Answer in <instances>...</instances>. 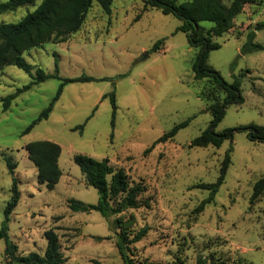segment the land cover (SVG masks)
Segmentation results:
<instances>
[{
  "label": "rangeland",
  "instance_id": "1",
  "mask_svg": "<svg viewBox=\"0 0 264 264\" xmlns=\"http://www.w3.org/2000/svg\"><path fill=\"white\" fill-rule=\"evenodd\" d=\"M38 4L0 14V24L18 22ZM111 10L107 16L93 1L81 28L65 42L23 53L33 68L47 74L57 70L61 79L93 78L65 84L48 118L28 132L25 129L55 98L61 80L49 77L32 86L4 111L1 99L27 85L31 77L16 66L0 71V227L15 178L20 197L7 233L17 255L43 256L44 232L54 229L63 264H123L111 228L116 217L106 218L94 210L72 212L68 207L70 199L87 205L98 201L96 189L86 185L73 162L75 154H83L107 158L114 169H122L131 182L146 188L139 197L145 205L122 215L133 217L134 229L149 228L130 247L134 264H197L198 258L205 264H264V193L250 203L253 185L264 177V142L251 139V130H235L264 125V50L240 52L250 32L253 42L264 46V28L256 29L264 22V0L246 4L234 27L214 38L220 48L209 52L207 62L227 82L238 76L244 98L240 105H227L215 125L208 102L199 96L212 85L194 80L198 48L176 30L182 21L146 6L145 0H113ZM137 15L141 18L135 21ZM159 40L164 41L153 51ZM188 119L173 138L145 154L164 133ZM206 129L216 133L232 129L233 138L218 148L190 147ZM39 140L61 147L62 175L51 190L37 182L35 165L24 149ZM230 147V164L214 202L201 213H192L208 196L207 190L193 186L216 181ZM6 158L16 164L13 172ZM4 249L1 239L0 264H11Z\"/></svg>",
  "mask_w": 264,
  "mask_h": 264
},
{
  "label": "trees",
  "instance_id": "2",
  "mask_svg": "<svg viewBox=\"0 0 264 264\" xmlns=\"http://www.w3.org/2000/svg\"><path fill=\"white\" fill-rule=\"evenodd\" d=\"M93 1L99 4L105 15L110 16L113 0H6L0 2V14L13 12L21 7L35 6L39 2L32 12L27 13L18 22L0 24V71L7 66H16L31 77V81L27 85L1 99L2 109L4 111L8 110L12 100L19 94L49 77L61 80L55 98L24 132L30 131L39 121L48 118L53 103L59 98L65 84L89 82L93 78L83 75L76 78L61 79L57 74V70L55 74H47L41 68H33L24 60L23 53L47 43L65 42L68 36L76 33L81 28ZM252 1L231 0L229 4H226L222 0H145L146 6L157 8L165 15L171 14L179 18L182 24L176 30L186 35L192 47L198 48V54L192 67L194 80H206L207 83L212 85L208 91L203 89L199 96L208 102L207 110L213 117L212 124L214 125L222 119L227 105H240L244 102V98L238 76H233L232 82L225 81L220 73L208 64V55L210 51L220 48V44L214 41V38L229 32L234 27L235 18L242 12L244 6ZM140 18L141 16L137 15L135 21ZM204 22L210 23V26H206L203 24ZM262 28H264V22L256 25L257 30ZM253 38L254 32H250L247 35L246 42L242 45L241 54L264 50L262 44L253 42ZM163 41H157L152 50H158ZM110 102L114 113L116 103L113 93L110 94ZM189 121L190 119L175 125L170 131L164 133L145 151V154L154 145L173 138L179 129L187 126ZM235 130L255 131L251 139L264 142V125L250 124L235 128ZM233 131L232 129H225L216 133L213 129H206L195 137L189 146H213L218 148L225 139L232 140ZM24 149L27 158L35 165L37 182L49 190L53 189L62 175L59 168L61 147L57 143L48 140H39L26 144ZM231 151L232 147L227 150L222 160L219 176L215 182H200L193 186L196 189L207 190L208 196L193 209L192 213H201L207 204L214 202L215 195L224 182L230 164ZM6 162L10 171L13 172L16 164L10 158H6ZM73 162L83 174L86 185L96 189L98 201L96 204L87 205L70 199L68 201L69 209L72 212H90L94 210L106 218L115 216L111 228L115 231L116 248L123 264H134L129 257L130 247L142 240L149 228L143 226L134 229L133 217L124 218L122 215L128 210L138 209L145 205L139 200V197L145 192V186L141 183L131 182L127 174L122 169H114L107 158L97 160L88 155L75 154ZM263 193L264 177L257 180L253 185L250 203H253ZM19 197L17 181L13 178L11 199L4 209L5 219L0 227V240L5 241V257L12 262L11 264H63L65 258L61 253L58 236L54 229H48L44 232L46 247L43 256L35 253L28 256L17 255V246L9 239L7 231L10 215L17 206ZM197 264H205V260L198 258ZM236 264L244 263L237 262Z\"/></svg>",
  "mask_w": 264,
  "mask_h": 264
},
{
  "label": "water",
  "instance_id": "3",
  "mask_svg": "<svg viewBox=\"0 0 264 264\" xmlns=\"http://www.w3.org/2000/svg\"><path fill=\"white\" fill-rule=\"evenodd\" d=\"M201 58H202V56L200 57V60H201ZM200 60H199V64H200ZM255 133V131H252V133H250V138H252L253 137V134Z\"/></svg>",
  "mask_w": 264,
  "mask_h": 264
}]
</instances>
